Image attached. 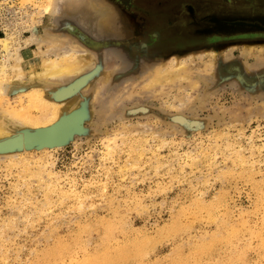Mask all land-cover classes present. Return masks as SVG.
<instances>
[{
  "label": "rangeland",
  "instance_id": "obj_1",
  "mask_svg": "<svg viewBox=\"0 0 264 264\" xmlns=\"http://www.w3.org/2000/svg\"><path fill=\"white\" fill-rule=\"evenodd\" d=\"M50 2L0 0V39L27 77L48 39L94 68L0 88L16 136L54 126L36 129L52 103L72 123L59 144L0 152V264H264V44L164 48L134 0Z\"/></svg>",
  "mask_w": 264,
  "mask_h": 264
},
{
  "label": "flooded vegetation",
  "instance_id": "obj_2",
  "mask_svg": "<svg viewBox=\"0 0 264 264\" xmlns=\"http://www.w3.org/2000/svg\"><path fill=\"white\" fill-rule=\"evenodd\" d=\"M134 1L141 33L147 36L156 30V40L164 48H204L239 41L264 44V0Z\"/></svg>",
  "mask_w": 264,
  "mask_h": 264
},
{
  "label": "bare ground",
  "instance_id": "obj_3",
  "mask_svg": "<svg viewBox=\"0 0 264 264\" xmlns=\"http://www.w3.org/2000/svg\"><path fill=\"white\" fill-rule=\"evenodd\" d=\"M65 1L66 0H51L50 6L52 5L55 13H57L60 10L61 4ZM40 41L41 40L34 31V34L28 38V44L27 42L26 44L28 46L32 43H36L38 45ZM17 43V39L12 35L7 36V38L0 39V44L6 53V58L2 61L0 60V81L8 80L6 84L5 82H1L2 84L0 85V88L4 92H8V87H19L20 89H18V92H25L24 88L26 87V85L34 81H50L55 82V84L56 82H59L60 84V82H63L64 80L68 81L72 78L74 79V77H77L90 70L91 68H94V63H92V61H89L90 56L88 57L85 52L68 47V44L59 48L55 40L48 39L46 43L50 45V48L43 51L41 46L39 45L38 49L40 50V53L36 54L40 55V62L36 67L33 64V61L30 66L32 70L27 77L25 74L26 59L21 54L20 49L16 47ZM164 72L165 69L161 71V73H159L157 77H154L149 81V90L159 85L162 86L164 82L166 83L168 79L161 78L163 77L162 74ZM58 106L62 107L63 104L52 103L51 111L53 113V119H50V122L45 126H42L41 123H38L36 129L50 127L59 121L61 107L59 108ZM8 117H5L6 120H2L5 122L4 124L0 123V142L8 139H13L17 135L11 132L12 130H10L9 128L11 122Z\"/></svg>",
  "mask_w": 264,
  "mask_h": 264
},
{
  "label": "water",
  "instance_id": "obj_4",
  "mask_svg": "<svg viewBox=\"0 0 264 264\" xmlns=\"http://www.w3.org/2000/svg\"><path fill=\"white\" fill-rule=\"evenodd\" d=\"M72 89L68 90L67 93L59 94L61 98L64 96H69L72 94ZM58 124L47 128L37 130L34 135L28 133V131H23L19 136H15L13 139H8L0 142V152H9L14 149H22L30 144V140L33 142L34 140H38L40 142H53L55 144H59L65 138V134L70 130L72 123L68 122L67 124L60 126L58 128ZM33 136V137H32Z\"/></svg>",
  "mask_w": 264,
  "mask_h": 264
}]
</instances>
